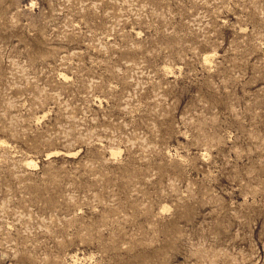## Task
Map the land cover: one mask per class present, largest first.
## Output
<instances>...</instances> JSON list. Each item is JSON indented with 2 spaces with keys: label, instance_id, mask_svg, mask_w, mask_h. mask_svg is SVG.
I'll return each mask as SVG.
<instances>
[{
  "label": "rangeland",
  "instance_id": "obj_1",
  "mask_svg": "<svg viewBox=\"0 0 264 264\" xmlns=\"http://www.w3.org/2000/svg\"><path fill=\"white\" fill-rule=\"evenodd\" d=\"M0 264H264V0H0Z\"/></svg>",
  "mask_w": 264,
  "mask_h": 264
}]
</instances>
